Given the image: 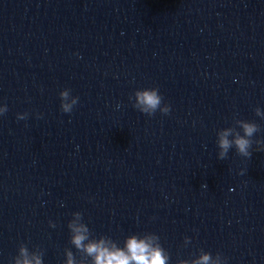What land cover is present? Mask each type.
<instances>
[{
	"label": "clouds",
	"instance_id": "obj_1",
	"mask_svg": "<svg viewBox=\"0 0 264 264\" xmlns=\"http://www.w3.org/2000/svg\"><path fill=\"white\" fill-rule=\"evenodd\" d=\"M61 110L64 113H71L73 107L78 103V97L70 95L69 89L60 93ZM134 100L133 107L148 116L154 115L157 110L168 114L171 106L163 103L158 88H144L135 91L129 98ZM7 112V107H0V114ZM255 114L264 118V111L259 107ZM27 114L19 115V119H25ZM260 131V127L254 121L234 119L230 127L217 131L216 144L219 149L218 159L228 158L229 150L235 148L238 155L250 158V149L253 144V136ZM68 223L70 231V243L75 249L89 258L91 264H170V255L160 243V237L151 232L144 234H131L125 237L123 246L109 236L101 235L98 238L93 236L88 225L83 222L82 213L74 212ZM51 226L55 227L54 224ZM191 243L190 238L185 237V244ZM65 264H77L76 257L72 250H66ZM43 251L39 248L30 251L28 246L21 243L18 247V254L13 257L11 264H43ZM83 264V261H81ZM176 264H227V260L221 253L213 256L210 252L202 251L195 260L177 259Z\"/></svg>",
	"mask_w": 264,
	"mask_h": 264
}]
</instances>
